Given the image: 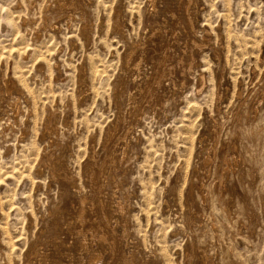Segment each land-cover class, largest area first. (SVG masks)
<instances>
[{
  "label": "rangeland",
  "instance_id": "rangeland-1",
  "mask_svg": "<svg viewBox=\"0 0 264 264\" xmlns=\"http://www.w3.org/2000/svg\"><path fill=\"white\" fill-rule=\"evenodd\" d=\"M4 79L0 264H264V0H0Z\"/></svg>",
  "mask_w": 264,
  "mask_h": 264
},
{
  "label": "bare ground",
  "instance_id": "bare-ground-1",
  "mask_svg": "<svg viewBox=\"0 0 264 264\" xmlns=\"http://www.w3.org/2000/svg\"><path fill=\"white\" fill-rule=\"evenodd\" d=\"M187 22L189 23V21H187ZM188 23H187V24H188ZM24 39H25V38H24ZM23 41H24V40H23ZM23 41H22V42H23ZM20 43H21V42H20ZM20 49H21V48H20ZM20 49H19V50H20ZM22 49H23V48H22ZM22 49H21V50H22ZM26 50H28V49H26ZM16 51H18V50L16 49ZM16 51H14V52H16ZM45 51H46V50H45ZM18 52H19V51H18ZM21 53H23V52H21ZM50 53H51V52H50ZM50 53H49V55H50ZM47 54H48V53H47ZM47 54H46V52H45V55H47ZM21 56H22V54H21ZM43 56H44V55H43ZM141 62H142V61H141ZM140 65H141V64H140ZM137 67H138V66H137ZM1 71H2V70H1ZM19 74L21 75L22 73L19 72ZM22 75H23V74H22ZM20 77H21V76H20ZM17 79H18V77H17ZM20 79H21V78H20ZM20 79H19V80H20ZM15 83H16V82H15ZM14 87H15V84H14V82H13L12 80L10 81V80H6V79H4V80L2 81V85H1V87H0L1 90H2V91L0 90V95H1V92L3 93V91H5V93H7V94L10 93V92L13 90ZM21 88H22V87H21ZM16 90H17V89H16ZM8 95H9V94H8ZM187 138H188V137H187ZM190 138H191V137H190ZM190 138H189V139H190ZM184 140H185V139H184ZM185 143H186V142H185ZM187 143H188V141H187ZM187 143H186V144H187ZM187 145H188V144H187ZM190 146H191V145H190ZM192 146H193V145H192ZM32 147H33V146H32ZM33 148H34V147H33ZM33 148H32V150H33ZM187 149H188V147H187ZM187 149H186V150H187ZM247 155H248V154H247ZM250 159H251V158H250ZM10 177H11V176H10ZM205 187H206V186H205ZM219 187H220V186H219ZM203 190H204V189H203ZM208 191H209V190H208ZM206 192H207V191H206ZM209 192H210V191H209ZM203 193H205V190H204ZM208 194H209V193H208ZM200 196H201V195H200ZM214 196H216V195H214ZM209 197H210V196H209ZM209 197H208V198H209ZM214 198H215V197H214ZM204 199H205V198H204ZM206 199H207V198H206ZM206 199H205V200H206ZM201 200H202V199H201ZM206 201H208V200H206ZM204 202H205V201H204ZM83 215H84V214H83ZM80 219H81V217H80ZM220 223H221V222H220ZM215 227H216V226H215ZM225 229H226V228H225ZM230 230H231V229H230ZM226 231H227V230H226ZM231 231H232V230H231ZM230 234H231V233H230ZM232 237H233V236H232ZM6 239H7V238H6ZM238 239H239V238H238ZM6 243L9 244V242H6ZM11 243H12V242H11ZM6 245H7V244H6ZM14 245H15V243H14ZM7 247H8V246H7ZM9 247H10V246H9ZM37 251L40 252L39 250H37ZM112 251H113V250H112ZM114 251H115V250H114ZM36 257H37V256H36ZM39 258H40V263H41V264H47V260H46V258H45L42 254H40V257H39ZM100 261H101V260H100ZM100 261H98L97 264H101ZM96 262H97V261H96ZM124 262H125V261H124ZM126 262H127V261H126Z\"/></svg>",
  "mask_w": 264,
  "mask_h": 264
}]
</instances>
